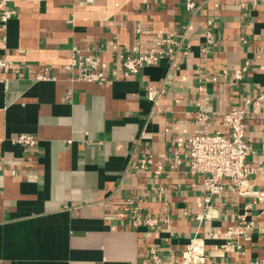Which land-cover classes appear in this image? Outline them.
<instances>
[{"label":"crops","instance_id":"crops-1","mask_svg":"<svg viewBox=\"0 0 264 264\" xmlns=\"http://www.w3.org/2000/svg\"><path fill=\"white\" fill-rule=\"evenodd\" d=\"M11 5L16 14L0 25V56L16 65L7 86L0 82L7 162L0 169V264H140L150 247L178 254L194 236L214 264L264 262V0H203L194 13L183 0ZM161 41L157 64L127 78L113 75L134 45ZM92 45L107 81H69L72 48ZM246 63L239 86H231L233 71ZM43 72L55 79L36 80ZM149 87L164 90L156 105ZM237 110L245 111L247 163L260 168L250 179L257 196L238 201L227 185L213 200L212 217L199 221L203 177L188 171L187 138L227 133L223 119ZM199 113L210 116L207 125ZM21 134L34 136L37 147L26 151L10 141ZM142 154L150 169L162 168L158 177L133 169ZM129 196L141 200L137 227L127 218ZM244 212L254 225L241 233ZM166 216L153 226L143 221Z\"/></svg>","mask_w":264,"mask_h":264},{"label":"built area","instance_id":"built-area-1","mask_svg":"<svg viewBox=\"0 0 264 264\" xmlns=\"http://www.w3.org/2000/svg\"><path fill=\"white\" fill-rule=\"evenodd\" d=\"M183 1L184 9L188 13H194L203 3V0ZM16 12V9L11 5V0H0V25L2 28L5 29L7 22ZM208 24H210L209 21ZM207 38V41L211 42L208 33ZM3 41L4 38H1L0 43H3ZM165 41L169 42V40ZM162 42L164 41L153 42L147 47L134 45L129 53L116 60L113 75L119 73L121 77L127 78L138 73L143 67L157 64L164 54V51L158 48ZM99 52L100 48L95 45L86 48L73 47L71 60L64 68L70 74L69 81L103 85L107 81V76L100 68ZM247 68L248 64L246 63L244 67L233 71L229 84L233 87H238L239 82L246 74ZM15 69L16 65L12 61L0 56V82L4 86H7L6 75ZM221 75L226 76L228 72L223 70ZM54 79L55 77H49L47 72H43L36 77V80ZM200 89L202 90V88ZM163 92L162 88L149 87L147 97L156 105ZM210 120V116L204 113L198 114L197 121L199 123L207 125ZM223 123L228 128L227 133L204 130L187 138L188 153L186 158L188 160V171L192 176L200 175L203 177L204 211L196 216L199 221L212 217L210 211L213 209V200L224 192L227 185H231V191H233L238 201L252 199L257 196V191L251 184L250 179L260 168L249 165L246 160L250 145L245 135V111H234L233 115L226 116L223 119ZM10 141L21 146L26 151L34 150L38 145L37 139L28 134L18 135L10 139ZM132 142L137 144L139 139L133 138ZM2 158L0 149V169L3 168L4 163H7ZM151 163L150 157L147 154H142L139 165L134 164L133 169L135 171L141 169L152 173L154 177H158L162 172V168L158 166L157 169L152 170L150 169ZM179 164L180 160L175 157L174 165L178 166ZM171 188L174 189V186ZM163 193L164 187H160L156 193L158 200H162ZM140 201L137 196H129L124 201L127 218L130 220L132 227H137L142 220L139 209ZM164 204L163 213L167 212V205L166 203ZM238 218L244 223V227L240 230L241 233L254 225V219L248 220L245 212L239 215ZM143 221L145 225L153 226L167 222L168 216L165 219L148 218ZM170 240L171 237L166 241L169 242ZM140 264H214V259L207 254L203 239L194 236L178 254L167 250L165 247H150L146 255L141 258ZM252 264H264V262L254 261Z\"/></svg>","mask_w":264,"mask_h":264}]
</instances>
